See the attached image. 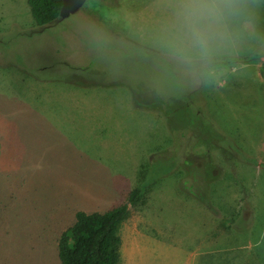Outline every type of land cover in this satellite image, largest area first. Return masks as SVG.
<instances>
[{
	"label": "rangeland",
	"instance_id": "1",
	"mask_svg": "<svg viewBox=\"0 0 264 264\" xmlns=\"http://www.w3.org/2000/svg\"><path fill=\"white\" fill-rule=\"evenodd\" d=\"M188 2L86 0L0 30V264H61L76 212L139 184L123 264H264V56L213 61L264 49V0H218L206 51Z\"/></svg>",
	"mask_w": 264,
	"mask_h": 264
},
{
	"label": "trees",
	"instance_id": "2",
	"mask_svg": "<svg viewBox=\"0 0 264 264\" xmlns=\"http://www.w3.org/2000/svg\"><path fill=\"white\" fill-rule=\"evenodd\" d=\"M27 4L35 24L40 27L60 19L62 0H27ZM262 56L264 49L260 48L242 56L233 54L217 56L213 61L223 64L250 62ZM209 152L203 155L213 164L211 160L213 152ZM208 175L210 172L205 174V178ZM146 187L144 184H139L133 188L128 195L127 204L102 212L77 211L74 221L61 232L58 239L57 256L60 263L123 264L122 225L129 212L128 205H138L145 196Z\"/></svg>",
	"mask_w": 264,
	"mask_h": 264
},
{
	"label": "clouds",
	"instance_id": "3",
	"mask_svg": "<svg viewBox=\"0 0 264 264\" xmlns=\"http://www.w3.org/2000/svg\"><path fill=\"white\" fill-rule=\"evenodd\" d=\"M228 13L226 4L218 0H189L181 9L180 17L190 44L206 51Z\"/></svg>",
	"mask_w": 264,
	"mask_h": 264
},
{
	"label": "crops",
	"instance_id": "4",
	"mask_svg": "<svg viewBox=\"0 0 264 264\" xmlns=\"http://www.w3.org/2000/svg\"><path fill=\"white\" fill-rule=\"evenodd\" d=\"M27 17H30L27 0H0V30H3L4 26L9 28L12 25L18 26L23 21L29 22Z\"/></svg>",
	"mask_w": 264,
	"mask_h": 264
},
{
	"label": "water",
	"instance_id": "5",
	"mask_svg": "<svg viewBox=\"0 0 264 264\" xmlns=\"http://www.w3.org/2000/svg\"><path fill=\"white\" fill-rule=\"evenodd\" d=\"M86 0H62L59 18L63 19L78 11Z\"/></svg>",
	"mask_w": 264,
	"mask_h": 264
}]
</instances>
